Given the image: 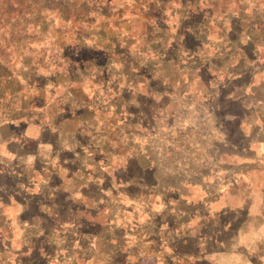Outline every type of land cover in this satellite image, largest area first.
Wrapping results in <instances>:
<instances>
[{"label": "rangeland", "instance_id": "374dc122", "mask_svg": "<svg viewBox=\"0 0 264 264\" xmlns=\"http://www.w3.org/2000/svg\"><path fill=\"white\" fill-rule=\"evenodd\" d=\"M165 1L104 0L84 5L83 16V7L68 10L79 23L68 21L61 32L73 28L76 37H86L82 46L93 38L103 46L81 54L95 57L97 66L78 69L85 87L75 98L57 70L62 58L54 41L70 43L75 36H53L56 20L44 23L39 40L19 38L18 50L0 53V123L17 120L31 133L42 126L61 131L81 164L86 161L81 170L88 184L96 183L87 188L88 201L102 207V226L88 217L91 241L73 248L64 235L48 264H264V215L248 217L242 207L249 198L253 211L264 214L257 193L264 155L256 152L263 148L248 143L255 116L246 100L263 97L264 0H198V10L211 16L195 8L189 17L181 9L189 0ZM178 25L181 42L174 41ZM11 61L13 68L6 65ZM23 65L34 67L31 84L19 76ZM95 79L104 85H93ZM251 157L262 172L251 170ZM249 170L257 183L243 180ZM199 231L201 238L219 234L232 254L200 251ZM239 234L243 248L236 249L230 239ZM37 236L23 234L27 246Z\"/></svg>", "mask_w": 264, "mask_h": 264}, {"label": "crops", "instance_id": "0c3cea01", "mask_svg": "<svg viewBox=\"0 0 264 264\" xmlns=\"http://www.w3.org/2000/svg\"><path fill=\"white\" fill-rule=\"evenodd\" d=\"M251 85L256 90L260 86L253 82ZM262 94L261 98H246L255 116L252 128L254 136L249 134L247 137L250 138L249 145L255 150L263 148V151L256 152L264 155V112L260 111H264V82ZM19 123L17 120L0 123V264H39V259L48 264L59 239L64 235L68 237L66 243L69 242L73 248H80L81 242L91 241L92 238L87 236L91 233L88 227H92V224L88 225V217L92 215L95 220L98 217V224L95 225L102 226V207L93 199L88 201L87 188L96 186V183L88 184L81 170L83 163H87L82 161L81 164L77 147L71 149L70 142L63 139L64 135L57 129L42 126L36 127L34 133H31L32 129L21 127ZM45 133L50 135V140L44 138ZM250 162L254 165L251 170L262 172L258 171L256 164L259 162L256 157H251ZM71 168H77V172L72 173L74 171ZM253 171L248 173L249 177H242L243 180L255 181L252 179ZM94 180L97 181L96 178ZM259 183L261 187L257 193L264 197V178ZM225 194L218 198H225ZM246 201L248 203L242 207L248 217H263L264 214L259 213L262 211H253L252 199L246 198ZM224 207L229 208L227 205ZM30 231L39 232L41 237L37 236L33 242L35 244L27 246L23 234ZM199 233L194 238L200 251L219 248L224 251L221 255L232 254L230 248L233 247H226L217 232L218 235L210 233L207 238H201L203 233ZM230 240L236 249L243 248L239 247L240 234ZM45 247L52 251L46 253ZM10 255L17 258H9ZM211 255L212 252L205 257Z\"/></svg>", "mask_w": 264, "mask_h": 264}, {"label": "trees", "instance_id": "16d2710c", "mask_svg": "<svg viewBox=\"0 0 264 264\" xmlns=\"http://www.w3.org/2000/svg\"><path fill=\"white\" fill-rule=\"evenodd\" d=\"M71 1L72 0H0V46L1 44L6 46L4 49L0 48V53L3 50L9 49V48H16V50H18L17 49L18 46L16 44L17 42H19V38L29 43H31L30 41L34 42V40L38 39V37L40 38L44 36L45 34L44 23H46V21L53 23L56 20V23L59 27V31H53L52 32L53 36L58 35V34L64 35L65 37L72 36V35L75 36L73 41H71L70 43L61 44L56 39L54 40L56 42L55 46L58 47L61 53L60 57L62 58L60 59L61 61L59 60L60 62L56 63V67L58 68L57 70L58 72H61V73L62 71L64 72L63 77L66 79L65 81H63V83L66 85L70 96L72 98H75L73 97V95H75L77 91L83 90V88L85 87L84 85H82L84 84L82 83L83 80H79L77 77L78 69L83 68V67H89V66L90 67L97 66V61L95 57H86L81 54L86 53V52L87 53L94 52L95 50L93 48H96L98 45V42H101L102 40L93 38V40H90L88 42L91 45L82 46L81 45L82 42L80 40H82V38H84L83 40H85L86 37H83L81 35H78L76 37L75 33L72 31L73 28H70L66 34L62 33L61 30L66 28V23L68 21H71L75 24L79 23V21L75 19L74 17L75 15H70V12L68 11L70 8L71 10L73 9L75 10V8L79 7V9L82 10V7H83V12L81 13L82 15V14H85L84 5H93L92 7H95V5L97 4L100 5L101 2H103L104 0H79L74 5L73 3H71ZM186 2L187 3H184L181 6V9L184 10V14H186L188 17L190 13H193V12L195 13V11H197L196 13H200L201 15L208 14L209 16H211L209 12L206 13V12H203L202 10H198V8L196 7L198 0H189ZM161 3H164V2H161ZM78 5H81V6H78ZM186 8L188 9V11L186 10ZM195 8H197V10L194 11ZM208 15L207 16L204 15L203 20L201 21L203 26L205 27L206 26L208 27V22H206L207 20H209ZM74 19L75 21H72ZM183 22L184 21H181L179 24L183 25L182 24ZM180 25H178V28H177V31L179 34L177 35L176 38H174V41L176 40L178 42H181L182 36L180 34H182L183 32L182 31L183 27L182 29H180ZM162 27L164 31L168 30V26L164 25ZM236 32L237 30H235V33ZM243 32L246 34L245 31ZM76 39L79 41V43L78 42L76 43ZM98 46L103 47L102 45H98ZM177 46L178 45L175 44V46L171 48L172 51ZM20 50H21V47L19 46V51ZM13 51L14 50H12V52ZM109 52H111L110 55L112 56L111 49L109 50ZM67 53H70L73 57H75L74 62L69 61L68 57L70 56L65 57ZM121 62L124 64V66L125 64L126 65L128 64V61H121ZM6 65H8L10 68L11 67L13 68L15 67V61L7 62ZM2 67L3 65L2 63H0V68ZM24 67L28 68V70L26 69L27 71H23L25 70ZM21 70L24 72V74L21 71L19 73V76H23V78L21 79L23 80L24 84H26L27 82L28 84H31V79L35 81V79L37 78V76H34L35 70H34V67H32L31 65H23ZM32 75L34 79L32 78ZM151 75L152 74L149 73V77ZM153 80H155L153 77L150 78V81H153ZM90 82L93 85L98 84V83L104 85L103 82L97 81V79L91 80ZM61 84L59 83V86ZM86 84H88V82H86ZM21 117L26 118V116L24 115L23 116L21 115Z\"/></svg>", "mask_w": 264, "mask_h": 264}]
</instances>
